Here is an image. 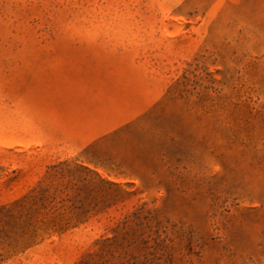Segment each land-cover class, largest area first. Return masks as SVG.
<instances>
[{"label":"rangeland","instance_id":"1","mask_svg":"<svg viewBox=\"0 0 264 264\" xmlns=\"http://www.w3.org/2000/svg\"><path fill=\"white\" fill-rule=\"evenodd\" d=\"M0 264H264V0H0Z\"/></svg>","mask_w":264,"mask_h":264}]
</instances>
